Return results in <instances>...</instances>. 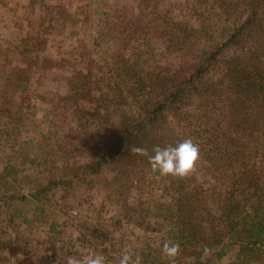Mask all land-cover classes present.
I'll return each instance as SVG.
<instances>
[{"label":"trees","instance_id":"obj_1","mask_svg":"<svg viewBox=\"0 0 264 264\" xmlns=\"http://www.w3.org/2000/svg\"><path fill=\"white\" fill-rule=\"evenodd\" d=\"M139 1L131 11L121 8L117 14L111 13L103 29L94 32L92 48L82 43L70 50L71 60L48 59L56 66H71L68 83L76 84L77 93L65 95L61 100L74 114L75 126L82 128L85 125L82 120L86 119L87 123L90 119V124L112 127L110 133L90 136L80 147L84 160L60 159L62 164L42 178H35L23 192L9 178L17 172L15 167H3L0 202L8 207L34 204V214L44 204L55 203L62 209L63 193L108 170L113 173V181L137 191L135 203L126 205L133 223L148 230L154 220L152 229L160 234V239L156 246L128 251L123 238L119 247L115 242L104 244L106 237L102 231L99 234L105 238H101L100 252L107 258V264H118L125 251L132 255L133 261L137 255L142 257V264H211L233 248L249 257H261L264 254V0H245L244 20L233 26L228 37L208 51L206 57L177 68L161 66L142 75L135 72L137 63L130 69L123 68L120 65L123 61H118L133 34L153 28L160 37L176 41L199 30L170 20L154 25L158 19L148 20L153 14L149 13L151 0ZM42 8L46 12L39 17L38 25L47 33L52 27H45V22L59 21L55 10L61 6L44 4ZM91 13L110 16V12L95 7ZM64 18L63 22L73 19L75 25L84 22L76 11ZM41 34L40 38L27 35L21 38L20 46L13 47V52L23 56V65L14 64L8 46L0 45L3 49L0 52L1 118H11L15 111L23 109L21 100L34 61L32 53L37 57L31 47L43 46L45 38ZM101 36L111 42L113 49L100 63L94 55L100 49ZM227 47L239 51L223 58L222 52ZM85 61L88 68L82 67ZM215 66L221 67L219 75L203 82L206 73ZM134 73L138 76H133ZM15 95H19V100L14 99ZM94 97L96 102H92ZM193 97H196V112L182 115L179 133L169 128L168 113L178 115L180 107L190 103ZM78 100L88 101L91 106H81ZM134 101L136 106L132 105ZM57 107L54 105L53 110ZM1 132L4 130L0 128ZM187 138L199 145V159L204 162L201 179L192 173L180 177L161 175L151 169L148 155L154 146ZM136 148L147 149L148 155L133 151ZM24 151V147L17 150ZM29 162L48 163L40 155L31 157ZM156 177L159 191L166 199H152ZM60 191L62 195L57 198ZM111 222L118 223L115 218ZM166 241L179 244L178 253L171 259L162 253ZM3 246L9 250L7 264L31 261L21 257L19 247H13L11 242H3Z\"/></svg>","mask_w":264,"mask_h":264},{"label":"rangeland","instance_id":"obj_2","mask_svg":"<svg viewBox=\"0 0 264 264\" xmlns=\"http://www.w3.org/2000/svg\"><path fill=\"white\" fill-rule=\"evenodd\" d=\"M94 1L96 0H0V45L8 46L11 61L20 65L25 64L23 56L13 52V47L20 46L21 38L27 35L40 36L43 27L39 26L38 22L41 21L39 17L46 12L42 8L44 4L61 6L55 10L60 20L48 19L45 22V27L52 28L47 33L42 32L41 35L45 38L43 46L35 44L31 47L37 57L32 53L34 61L32 66L30 65L27 89L22 95V111H15L11 118L0 117V128L4 130L0 134V171L5 166L15 167L17 172L9 178L13 179L20 192L26 191L24 188L33 183L35 178H42L48 171H54L56 166L62 164L60 159L65 162L84 160L81 145L90 136H106L112 129L101 123L97 126L90 124V119H87V123L86 119L82 120V124H85L82 128L75 126L74 114L66 108L67 103L61 100L65 95L74 96L77 93L76 84L69 86L68 83L71 66L66 65L63 68L48 61L69 60L70 50L81 46L82 43L92 48L94 32L103 29L104 21L111 19V13L117 14L121 8L131 11V8H136L140 2ZM244 2L245 0H151L149 13L153 14L148 20L158 19L154 25L161 24L163 20L184 22L199 32L171 41L167 37H160L157 29L144 28V31L130 37L118 61H123L120 62L123 68L130 69L137 63L135 72L142 75L161 66L177 68L184 63L206 57L208 51L214 50L228 37L233 26L244 20L247 14ZM94 7L110 12V16L92 14ZM74 11L78 12V18L84 21L82 24L75 25L73 19L62 21L67 13L73 14ZM100 44V49H96L94 57L101 63L105 56L111 53L113 46L102 36ZM2 51L0 47V52ZM238 51L236 47H227L221 57L227 58ZM82 67L88 68V62L82 63ZM220 69V66L212 68L206 73L203 82L216 78ZM133 76L138 74L134 73ZM80 92L79 90L78 94ZM14 99L19 100V95H15ZM96 101L97 98L94 97L92 102ZM195 101L196 97H193L190 103L181 106L178 115L168 113L169 128L180 132L182 115L196 112ZM77 103L85 107L91 106V103L84 100H78ZM56 104L58 107L53 110ZM136 104L135 101L132 103L133 106ZM5 133L7 135H4ZM21 147H24L25 151L17 152ZM35 155H40V158L46 159L48 163H30L29 159ZM203 164L199 159L190 174L199 178ZM112 175L113 173L107 170L102 175L93 177L90 182L68 189L61 197L62 209L54 205L55 203L44 204L34 214V204L19 203L8 207L0 202V264H7V258H10L9 250L3 246V242H11L13 247H19V255L31 260L26 264H67L69 256L79 258L86 249L100 252L101 238L105 237L104 244L115 242L117 246H120L123 238L125 250L128 251L141 249L146 245L156 246L160 234L152 229L155 221L151 220L152 225L148 230H145L144 226L138 227L133 223L134 219L127 208L136 201V189L123 188L113 181ZM158 180L156 177L151 196L154 200H163L167 197L159 191ZM60 195L62 192L57 198H60ZM112 218L118 223L111 222ZM26 219L30 222H26ZM110 223L114 224L110 226ZM102 231L105 232V237L99 234ZM211 264H264V254L261 257H249L233 248L229 249L222 259L214 260Z\"/></svg>","mask_w":264,"mask_h":264},{"label":"clouds","instance_id":"obj_3","mask_svg":"<svg viewBox=\"0 0 264 264\" xmlns=\"http://www.w3.org/2000/svg\"><path fill=\"white\" fill-rule=\"evenodd\" d=\"M133 151L142 155H148L147 149L136 148ZM199 145L191 138L170 143L164 146L156 145L152 154L148 155L151 169L161 175L186 176L194 171L199 161ZM179 244L166 241L162 247V253L168 258L176 256ZM67 264H107V258L93 249H86L79 258L69 256ZM118 264H142V257L137 255L133 261L132 255L125 251L120 257Z\"/></svg>","mask_w":264,"mask_h":264}]
</instances>
